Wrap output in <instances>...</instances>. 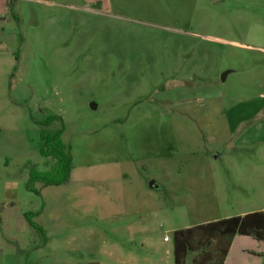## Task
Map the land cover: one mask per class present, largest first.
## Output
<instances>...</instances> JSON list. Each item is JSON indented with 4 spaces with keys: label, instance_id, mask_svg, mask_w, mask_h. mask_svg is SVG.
<instances>
[{
    "label": "rangeland",
    "instance_id": "rangeland-1",
    "mask_svg": "<svg viewBox=\"0 0 264 264\" xmlns=\"http://www.w3.org/2000/svg\"><path fill=\"white\" fill-rule=\"evenodd\" d=\"M262 95L264 0H0V264H175L174 231L264 209L263 119L225 141L203 115ZM44 131L69 181L29 189Z\"/></svg>",
    "mask_w": 264,
    "mask_h": 264
},
{
    "label": "trees",
    "instance_id": "trees-1",
    "mask_svg": "<svg viewBox=\"0 0 264 264\" xmlns=\"http://www.w3.org/2000/svg\"><path fill=\"white\" fill-rule=\"evenodd\" d=\"M48 122L45 126H49ZM43 155L56 161V167L46 174H33L28 185L41 182L44 186L67 184L71 173V156L60 140V131H44ZM250 236L264 242V211L225 218L176 230L173 234L175 264H186L194 254L191 264H224L235 236Z\"/></svg>",
    "mask_w": 264,
    "mask_h": 264
},
{
    "label": "crops",
    "instance_id": "crops-1",
    "mask_svg": "<svg viewBox=\"0 0 264 264\" xmlns=\"http://www.w3.org/2000/svg\"><path fill=\"white\" fill-rule=\"evenodd\" d=\"M204 88L205 87H202V91L203 92L205 91L204 93H207V90H205ZM208 92L211 94L212 92H215V90L214 91L209 90ZM263 96L264 95L260 96L261 99H263L262 98ZM207 97H208L207 100L204 99L206 106H205V108H203V111H204L203 115H206V117H207L204 119L205 120L204 122L209 123L212 120L211 118L214 115H217L216 118L219 120L222 117L221 114L224 113L225 117H224L223 122H225V120L227 119L226 128L228 129V136L226 137L225 141L230 139L231 137H233L235 135H238V136L243 135L245 132L244 126H248V127L253 126L254 123H257V121H258L257 119L259 117H261L259 119H263V121H264V103L260 104V105H253L252 103L248 102V101H250V99L248 98L247 100L239 102V105H233V106L229 105L228 106V104H227V106H226V103L219 96H215L216 98H212L210 96H207ZM254 106H255V108L253 109ZM263 124H264V122H261V125H263ZM256 127H259V126H256ZM248 131L250 132V130H248ZM245 136H246V132H245ZM212 139H213V141H217V138L216 139L212 138ZM209 153L210 152H207L205 154L209 155ZM215 158H217V159L219 158L218 153H217ZM124 174L126 176V173H124ZM123 181H125V180H123ZM153 183H154V186L156 187L157 184L155 182H153ZM124 186H126L125 183L121 186L111 188V189H113V193L114 194L116 193L118 195L117 197L120 199L119 204H121V203H122L121 205L124 204L123 207L128 205L124 201V194H122V196H121V192L125 190ZM151 190H154V188L150 187V185L148 186L144 182L139 181L137 191L140 193V196L142 195L145 198L151 199V196H154V194L151 195L152 194ZM138 192H136V193H138ZM215 193L218 196V193L217 192H215ZM98 195H99V197L100 196H106V194L102 195L100 193ZM109 203H111L110 200H109ZM114 203H115V205L117 204L116 201ZM256 211H264V209L254 210V211H244V212H241L240 214H237L236 216L245 215V214H248L251 212H256ZM232 217H235V216H232ZM214 221H217V220H214ZM205 223H208V222H205ZM235 242H236V236L233 239L229 254H228L224 264H230L229 263L230 258H228V257L230 255V253L232 252V248H233ZM242 254L247 255L248 260H246V262H247L246 264H264V260H263L262 256H260V255H264V254H260L258 252H255V250H249V249H244L242 251Z\"/></svg>",
    "mask_w": 264,
    "mask_h": 264
},
{
    "label": "water",
    "instance_id": "water-1",
    "mask_svg": "<svg viewBox=\"0 0 264 264\" xmlns=\"http://www.w3.org/2000/svg\"><path fill=\"white\" fill-rule=\"evenodd\" d=\"M150 187L155 188L154 183H150Z\"/></svg>",
    "mask_w": 264,
    "mask_h": 264
}]
</instances>
